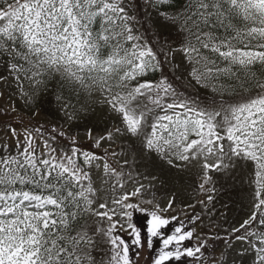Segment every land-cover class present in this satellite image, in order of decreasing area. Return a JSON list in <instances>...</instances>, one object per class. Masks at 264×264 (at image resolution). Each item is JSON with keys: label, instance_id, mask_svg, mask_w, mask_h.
Listing matches in <instances>:
<instances>
[{"label": "snow or ice", "instance_id": "6c2138e0", "mask_svg": "<svg viewBox=\"0 0 264 264\" xmlns=\"http://www.w3.org/2000/svg\"><path fill=\"white\" fill-rule=\"evenodd\" d=\"M0 264H264V0H0Z\"/></svg>", "mask_w": 264, "mask_h": 264}, {"label": "rangeland", "instance_id": "374dc122", "mask_svg": "<svg viewBox=\"0 0 264 264\" xmlns=\"http://www.w3.org/2000/svg\"><path fill=\"white\" fill-rule=\"evenodd\" d=\"M47 118H48L47 113H45V114H41L40 122H41V123H44L45 120H46ZM42 120H43V121H42Z\"/></svg>", "mask_w": 264, "mask_h": 264}, {"label": "trees", "instance_id": "16d2710c", "mask_svg": "<svg viewBox=\"0 0 264 264\" xmlns=\"http://www.w3.org/2000/svg\"><path fill=\"white\" fill-rule=\"evenodd\" d=\"M42 114H45V113H42ZM43 121V120H42Z\"/></svg>", "mask_w": 264, "mask_h": 264}]
</instances>
